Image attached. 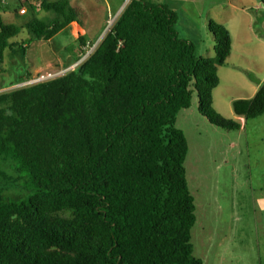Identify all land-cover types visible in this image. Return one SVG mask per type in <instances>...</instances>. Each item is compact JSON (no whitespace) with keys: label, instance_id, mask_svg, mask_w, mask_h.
Segmentation results:
<instances>
[{"label":"trees","instance_id":"trees-1","mask_svg":"<svg viewBox=\"0 0 264 264\" xmlns=\"http://www.w3.org/2000/svg\"><path fill=\"white\" fill-rule=\"evenodd\" d=\"M38 9L48 14L22 26L0 16V73L6 50L24 57L79 24L68 0ZM177 19L166 4L128 0L74 69L0 92V264H203L177 119L196 97L209 123L241 128L213 105L232 37L211 21L214 56H197ZM22 29L28 37L11 41ZM77 39L86 52L87 34ZM232 109L245 121L263 115L264 84ZM22 185L26 195H7Z\"/></svg>","mask_w":264,"mask_h":264},{"label":"rangeland","instance_id":"rangeland-1","mask_svg":"<svg viewBox=\"0 0 264 264\" xmlns=\"http://www.w3.org/2000/svg\"><path fill=\"white\" fill-rule=\"evenodd\" d=\"M40 1L0 0V16L4 23L22 26L34 16L48 14L38 9ZM126 1L68 0L77 10L79 24L73 22L50 41L29 44L24 57L6 50L0 92L74 69L98 44ZM146 1L166 4L176 12L175 30L180 38L194 44L197 56H214L211 21L228 28L232 48L225 64L218 67L220 82L213 90V105L223 117L236 119L232 101L252 97L259 84H264V7L260 0ZM31 4L37 8L35 14ZM82 28L89 40L86 52L81 51L77 39L84 34ZM27 37L22 29L11 41L22 42ZM177 126L189 146L185 168L195 201L196 221L191 230L194 255L203 264H264V237L258 239L255 234L254 214L256 184L264 180V114L248 119L239 130L228 131L199 113L195 97L190 108L179 113ZM6 168L9 176L15 177L8 165ZM19 182L23 184L24 179ZM19 189L7 195L27 194L23 185Z\"/></svg>","mask_w":264,"mask_h":264},{"label":"crops","instance_id":"crops-1","mask_svg":"<svg viewBox=\"0 0 264 264\" xmlns=\"http://www.w3.org/2000/svg\"><path fill=\"white\" fill-rule=\"evenodd\" d=\"M121 8H123V6H121L120 9L117 10V13H116L117 15L120 13ZM83 33H86L84 29H83ZM235 118L240 121L241 128L247 122L245 121L243 117L235 116ZM229 145L231 147H235L236 144L230 143ZM256 185L258 186L256 188L258 191V195L255 198V208H254L255 209L254 214H255V220H256L255 234L257 235L259 239L260 237H264V180H258V184Z\"/></svg>","mask_w":264,"mask_h":264},{"label":"built area","instance_id":"built-area-1","mask_svg":"<svg viewBox=\"0 0 264 264\" xmlns=\"http://www.w3.org/2000/svg\"><path fill=\"white\" fill-rule=\"evenodd\" d=\"M126 3H127V1H126ZM20 12H21V13H25V9L22 8V9L20 10ZM111 24H112V23H111ZM111 24H110V25H111Z\"/></svg>","mask_w":264,"mask_h":264},{"label":"water","instance_id":"water-1","mask_svg":"<svg viewBox=\"0 0 264 264\" xmlns=\"http://www.w3.org/2000/svg\"><path fill=\"white\" fill-rule=\"evenodd\" d=\"M124 7V6H123Z\"/></svg>","mask_w":264,"mask_h":264}]
</instances>
